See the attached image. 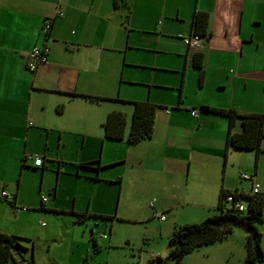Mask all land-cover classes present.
<instances>
[{
    "label": "crops",
    "instance_id": "1",
    "mask_svg": "<svg viewBox=\"0 0 264 264\" xmlns=\"http://www.w3.org/2000/svg\"><path fill=\"white\" fill-rule=\"evenodd\" d=\"M198 12L209 16L208 34L203 36L201 49L191 52L182 38L195 33L194 16ZM48 19L52 25L45 32L42 28ZM124 32L150 33L158 53H166L174 62L185 60V66L193 65L194 52L202 53L201 86L204 90L212 88L213 96L197 104L199 107L264 114V0H0V191L12 190L14 197L11 202L0 195V233L31 238L24 231L31 226L28 219L37 213L70 214L82 222L107 213L106 208L115 210L116 203L119 212L123 197L143 188L165 189L162 206L169 209L173 206L171 197L186 201L193 175L198 184L193 197L202 208H212L213 202L206 204L205 199L213 200L215 195L218 205L221 189L251 193V180L239 175L251 186L244 182L232 185L226 180L230 152L224 148L227 119L208 113L199 118V114L194 117L191 113L199 119L196 131L209 129L212 133L208 141L198 140L195 133L187 143L182 142L181 134L188 137L189 129L185 133L172 131L179 118L167 110L170 131L166 141L156 142L154 129L151 138L128 142L133 108L116 101L121 94L115 96L111 91L119 78L107 72L108 59L113 56L108 57V52L125 50L124 68L131 63L129 48L139 47L130 41L124 45ZM35 46L47 47L49 55L47 62L31 72L27 54ZM113 60L115 70L117 57ZM119 80L120 90L123 78ZM152 88L154 84L151 97ZM83 95L108 99L94 101ZM108 100L112 103L107 105ZM138 100L143 99L130 101ZM181 104L182 98L177 109ZM112 111L126 115V137L122 140H110L105 135L103 125ZM235 129H242L240 122ZM200 146L203 148L198 149ZM50 150L55 151V160H50ZM37 152L42 156V166L24 162L27 154ZM223 155L220 181L217 168ZM253 158L254 172L244 174L260 183L264 197V138L262 153L256 161L254 152ZM245 159L249 157L238 162L234 159L233 164L241 167ZM89 162H98V170L85 168ZM51 166L56 180L46 183L49 196L42 194L38 204L26 193L21 176L25 168L39 174L38 194ZM156 173L166 174L163 182L154 179ZM15 207L29 210L16 211ZM10 211L18 222L8 219ZM100 238L109 239L107 235Z\"/></svg>",
    "mask_w": 264,
    "mask_h": 264
},
{
    "label": "rangeland",
    "instance_id": "2",
    "mask_svg": "<svg viewBox=\"0 0 264 264\" xmlns=\"http://www.w3.org/2000/svg\"><path fill=\"white\" fill-rule=\"evenodd\" d=\"M150 37V33H123L124 45L126 41H130L133 45L136 42L139 44V47L131 46L129 48L128 57L131 63H127L124 68L123 53L125 50L122 52L120 50H118L119 52H108V57L112 55L117 57L115 70L113 56L108 59V74L115 73L119 79L123 78L120 90V80L118 79L117 85L116 79L115 88L111 91L112 94H115V96L121 94L116 101L120 102L123 107L129 108H133L130 100L138 98L143 100L152 98L155 100L151 99L158 105L154 134L156 142L166 141L167 133L170 131L168 118L165 114L166 109L164 108H167L175 114V117L179 118V122L174 124L176 127L172 128V131L185 133L189 129L188 137L185 136L187 134H181L182 142L189 143V139L195 133L198 140L204 138L208 141L207 139L212 131L209 129L196 131L199 119L192 117L191 112L192 109L196 108L199 118L203 116V112L197 104L204 100H210L213 96V89L210 87L208 90L202 89L200 70L191 63L185 66V60L174 62L166 53L161 51L158 53V49L154 47L157 42L152 45ZM162 83L165 84L159 85ZM152 84H154V88H152L153 95L151 97ZM180 96L182 104L180 109H177ZM109 101L111 100L106 102L107 105L112 103ZM209 115L226 119L222 116ZM201 148L203 146L198 147V149ZM49 152H51L49 155L50 160H55V151L50 150ZM253 155L254 152L250 150H230L226 172V180L227 182L230 181L228 184L235 185L244 182L247 186H251L250 181L240 180L239 175L240 172L247 174L254 172L255 159ZM244 157H249V159L244 160L246 164L241 167L238 163L233 164L234 159L238 162L237 159H244ZM224 159L223 155V158L218 161L220 166L217 169L219 170L218 177L220 181L223 176ZM155 168L158 169V165ZM49 170L52 171H49L44 180L43 189L38 194H35V192L38 191L41 181L39 174L34 169L25 168V174L21 176L23 183H25L26 193H30L32 199L38 204L41 201L42 194L49 196L46 183L56 180V172L53 167H49ZM19 175L20 172H18V178L14 185H17ZM154 175V179L160 178L162 179L161 182L166 177L165 173ZM194 180L193 175L188 181L186 201L183 202L184 199L178 196L171 197L169 203L173 206L169 209L162 206L166 193L165 189L163 191H148V189L143 188L142 191L135 190L132 194L123 197L119 212L118 203L114 205L117 211L106 210L107 205H105L107 213L91 216L89 221H85V219L82 222L75 221L72 215L64 213H37L28 219L31 226L24 231V234L31 236V238L22 241L27 249L22 250L25 261L20 260V264H27L26 260H30L32 255L35 264H147L151 259L157 257L165 259L169 256V252L173 247L170 238L175 224H198L208 217L221 213L215 203L217 200L216 195L213 200L210 198L205 199L207 200L206 204L213 202L212 208H202L198 205L200 201L198 198L193 197L198 189V184ZM259 180L261 182V179ZM158 184L163 185L162 183ZM220 188L221 183L218 190ZM8 191L9 193L12 192V190ZM152 203H154L155 208L152 207ZM58 205H61V201ZM28 210L27 208L26 211ZM162 215L166 217L165 221L160 220L159 217ZM239 216L243 215L239 214ZM9 218H12V222H18L14 220L15 217L11 214V211ZM257 228L263 234L262 247L264 251V224H257ZM92 232H94L93 237L97 240V247L94 246ZM103 235H107L109 239L102 240L100 237ZM246 235L244 228L235 227L227 238L196 248L179 263L170 261L169 264H242L246 256Z\"/></svg>",
    "mask_w": 264,
    "mask_h": 264
},
{
    "label": "trees",
    "instance_id": "3",
    "mask_svg": "<svg viewBox=\"0 0 264 264\" xmlns=\"http://www.w3.org/2000/svg\"><path fill=\"white\" fill-rule=\"evenodd\" d=\"M208 23L209 16L207 13H196L194 16L195 33L201 37L206 36L208 34ZM192 60L193 65L202 74L203 54L194 52ZM83 96L94 101L108 99L100 96ZM132 104L133 114L127 140L129 143H136L152 137L158 105L153 103L149 98L132 101ZM200 110L203 113L222 116L228 120L225 143L226 153L232 149L250 150L255 152L256 161L258 160L262 153V141L264 138V114H246L232 108L224 109L212 106H201ZM237 122L241 123L242 129L240 131L235 129ZM103 126L105 135L110 140H122L126 137L127 119L126 115L121 111L109 113ZM84 167L96 171L99 165L98 162H89L85 163ZM95 179L98 180L97 176ZM229 195H234V201H227ZM238 201L246 203L247 209L245 211H240L235 207V203ZM217 207L221 213L208 217L201 223L176 225L170 238V243L173 247L169 252V256L165 259L161 257L151 259L147 264H169L170 261L179 263L180 260L196 248L227 238L235 227H242L247 233L245 239L246 256L242 264H263V234L257 228V224H264L263 194H253L252 190L251 193H244L239 190L230 191L221 189ZM239 214L243 216H239ZM23 240L27 239L0 233V264H20V260L25 261L22 250L27 248L23 245ZM92 240L94 246L97 247L96 239L92 238ZM26 261L27 264H35L33 255L30 260Z\"/></svg>",
    "mask_w": 264,
    "mask_h": 264
},
{
    "label": "built area",
    "instance_id": "4",
    "mask_svg": "<svg viewBox=\"0 0 264 264\" xmlns=\"http://www.w3.org/2000/svg\"><path fill=\"white\" fill-rule=\"evenodd\" d=\"M58 15H62V12H58ZM51 25H52V19L46 20V22L43 25L42 30L45 32H48V30L51 28ZM182 39H183L184 44L187 46V48L191 52L196 51L198 49H201V47L203 46V43H204L203 37L199 36L196 33L186 35ZM48 55H49V49L47 47L35 46L27 54L28 69L31 72H35L40 64L47 62ZM167 110L168 109H166V111ZM191 113L194 117L198 116L197 110H193ZM24 162H32L33 166L40 167L43 164V159H42V156L40 154L29 153L25 156ZM240 176L243 179L252 180V182H253L252 193L253 194H261L262 193V187H261L260 183L254 177H249L247 174H244V173H241ZM1 196L4 197L5 199L9 200V201H13V198H14L11 193H9L5 190H3L1 192ZM234 199H235L234 195H229L227 197L228 202H232V201H234ZM43 200L45 201L46 197H43ZM235 207L237 209H239L240 211H245L247 209L246 203H244L242 201L236 202ZM15 210L16 211H22V210L25 211V210H27V208L26 207H15ZM159 218H160V220H164L165 216L162 215Z\"/></svg>",
    "mask_w": 264,
    "mask_h": 264
}]
</instances>
